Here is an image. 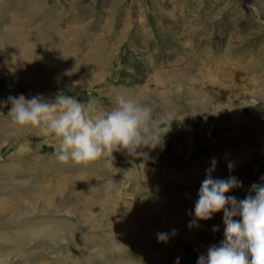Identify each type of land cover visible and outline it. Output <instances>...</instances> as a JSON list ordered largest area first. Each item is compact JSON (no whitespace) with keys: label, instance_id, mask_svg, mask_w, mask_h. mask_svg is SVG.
Masks as SVG:
<instances>
[{"label":"rangeland","instance_id":"374dc122","mask_svg":"<svg viewBox=\"0 0 264 264\" xmlns=\"http://www.w3.org/2000/svg\"><path fill=\"white\" fill-rule=\"evenodd\" d=\"M60 93L98 109L135 95L171 130L146 158L64 164L54 137L8 116L9 97ZM213 158L237 201L264 184V0H0V208L58 219L31 250L0 239V264H198L225 239L223 212L194 211ZM176 228L173 245L158 240Z\"/></svg>","mask_w":264,"mask_h":264},{"label":"clouds","instance_id":"9594fccd","mask_svg":"<svg viewBox=\"0 0 264 264\" xmlns=\"http://www.w3.org/2000/svg\"><path fill=\"white\" fill-rule=\"evenodd\" d=\"M8 101V116L15 125L28 133L54 137L56 159L84 168L111 167L117 152L146 158L144 149L161 146L173 122L165 113L157 115L151 103L131 94L117 95L110 109H98L96 101L84 103L63 93L56 96L55 102L39 95L28 99L23 94ZM216 164L213 158L194 211L197 220L205 221L223 212L225 239L209 246L207 256L201 255L198 264H264V184H253L250 193L237 201L227 194L241 186L240 182L234 176L214 178ZM228 167L231 171L232 165ZM157 238L167 242L169 234L160 232Z\"/></svg>","mask_w":264,"mask_h":264},{"label":"bare ground","instance_id":"6f19581e","mask_svg":"<svg viewBox=\"0 0 264 264\" xmlns=\"http://www.w3.org/2000/svg\"><path fill=\"white\" fill-rule=\"evenodd\" d=\"M52 45V44H51ZM101 65V64H100ZM20 174V173H19ZM12 179V178H11ZM56 187H51L49 193L50 195L52 196V198L54 199V195L56 194ZM54 196V197H53ZM4 200V199H3ZM52 200V199H51ZM52 202V201H51ZM11 203V202H10ZM4 206V208L2 207V209L0 210V217L2 216V214L6 213V211H8V213H10L9 211H13L14 213V216L15 219L14 220H8L6 219L4 221V225L3 226H6V227H11L12 229L11 230H8L7 228L5 229V231H0V239L3 241H6L7 244L9 245H17L19 249H17L16 251L18 253H22V250H31L32 247H35L37 244H39V242L45 238H55L56 236V233L55 231H51L50 232H47L45 230H40L38 229V227L42 224V223H48L51 226L53 225H56V223L58 222V219L56 217H53L52 219H40V220H33V219H28L27 215L28 213L26 211L28 210H25L24 208H26V206L24 207V205H21L18 206V207H15V206H11L13 204H9V202H6L5 204H2ZM10 205V206H9ZM24 207V208H23ZM25 210L24 213L21 214L20 218L16 217L17 215H19L20 213V210ZM5 215V214H4ZM21 218L22 219H25L27 220L26 221H21ZM30 220V222H28ZM60 222V221H59ZM62 222V221H61ZM65 223V222H64ZM66 225V224H65ZM46 226V225H45ZM69 226V225H68ZM42 227V226H41ZM70 227V226H69ZM68 227V229H69ZM48 228V227H47ZM53 228V227H52ZM50 228V229H52ZM60 227L57 226V230L59 229ZM49 230V229H48ZM56 230V229H55ZM175 230V235H173V231H165L164 233H168L169 234V239H168V242L170 243V245H173V241L175 240V236L179 235V228H176L174 229ZM38 231L36 234H32L31 235V232H36ZM66 231V230H65ZM65 233V232H64ZM58 236V235H57ZM56 236V238H57ZM3 238V239H2ZM50 238V239H51ZM55 238V239H56ZM53 240V239H52ZM1 241V242H2ZM3 241V243H4ZM0 242V243H1ZM2 243V244H3ZM45 244V243H44ZM73 244V243H72ZM71 244V245H72ZM41 245V244H40ZM46 245V244H45ZM38 246V245H37ZM30 247V248H29ZM73 248V246H72ZM24 252V251H23ZM13 253V252H12ZM52 255V254H51ZM22 256V255H21ZM56 256L58 258H60L58 256V254H56ZM26 258V257H25ZM27 260V259H26ZM23 261V260H22ZM55 261V260H54ZM19 263V262H18ZM3 264H16V260L15 259H7L6 261H3Z\"/></svg>","mask_w":264,"mask_h":264}]
</instances>
